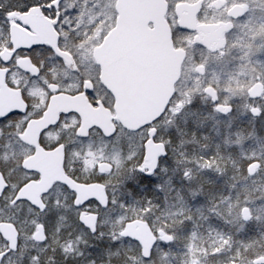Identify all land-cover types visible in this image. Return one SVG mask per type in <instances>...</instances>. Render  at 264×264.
I'll return each mask as SVG.
<instances>
[{
  "label": "snow or ice",
  "instance_id": "1",
  "mask_svg": "<svg viewBox=\"0 0 264 264\" xmlns=\"http://www.w3.org/2000/svg\"><path fill=\"white\" fill-rule=\"evenodd\" d=\"M0 264H264V0H0Z\"/></svg>",
  "mask_w": 264,
  "mask_h": 264
}]
</instances>
